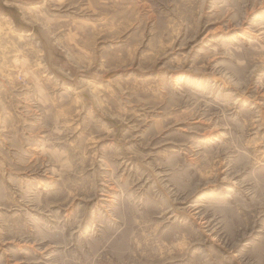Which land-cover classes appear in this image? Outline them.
Returning <instances> with one entry per match:
<instances>
[{"label": "rangeland", "instance_id": "1", "mask_svg": "<svg viewBox=\"0 0 264 264\" xmlns=\"http://www.w3.org/2000/svg\"><path fill=\"white\" fill-rule=\"evenodd\" d=\"M4 3L0 264H264V0Z\"/></svg>", "mask_w": 264, "mask_h": 264}, {"label": "crops", "instance_id": "2", "mask_svg": "<svg viewBox=\"0 0 264 264\" xmlns=\"http://www.w3.org/2000/svg\"><path fill=\"white\" fill-rule=\"evenodd\" d=\"M5 5H8L7 3H4L3 4V9L1 10V12H0V15L2 16V17H4V18H7V19H9V20H11L10 19V17L6 14V12H7V7L5 6ZM10 23L12 24V26H14V24L12 23V21H10ZM15 28V27H14Z\"/></svg>", "mask_w": 264, "mask_h": 264}]
</instances>
